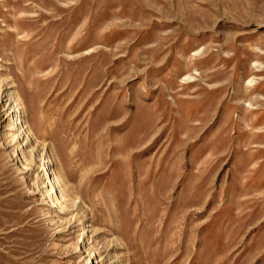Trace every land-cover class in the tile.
<instances>
[{
	"label": "rangeland",
	"instance_id": "1",
	"mask_svg": "<svg viewBox=\"0 0 264 264\" xmlns=\"http://www.w3.org/2000/svg\"><path fill=\"white\" fill-rule=\"evenodd\" d=\"M0 264H264V0H0Z\"/></svg>",
	"mask_w": 264,
	"mask_h": 264
}]
</instances>
